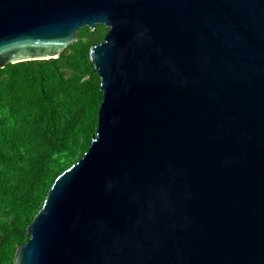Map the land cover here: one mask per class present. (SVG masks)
<instances>
[{
  "label": "water",
  "instance_id": "water-1",
  "mask_svg": "<svg viewBox=\"0 0 264 264\" xmlns=\"http://www.w3.org/2000/svg\"><path fill=\"white\" fill-rule=\"evenodd\" d=\"M97 25L96 135L14 264H264V0H0V70Z\"/></svg>",
  "mask_w": 264,
  "mask_h": 264
},
{
  "label": "trees",
  "instance_id": "trees-1",
  "mask_svg": "<svg viewBox=\"0 0 264 264\" xmlns=\"http://www.w3.org/2000/svg\"><path fill=\"white\" fill-rule=\"evenodd\" d=\"M107 32L84 27L60 58L0 70V264H14L56 179L91 146L104 94L90 52Z\"/></svg>",
  "mask_w": 264,
  "mask_h": 264
}]
</instances>
